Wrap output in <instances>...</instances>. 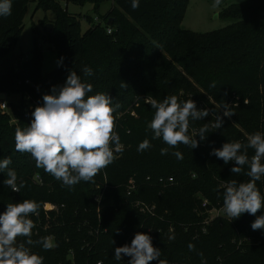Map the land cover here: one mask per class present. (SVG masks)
<instances>
[{"label":"trees","instance_id":"1","mask_svg":"<svg viewBox=\"0 0 264 264\" xmlns=\"http://www.w3.org/2000/svg\"><path fill=\"white\" fill-rule=\"evenodd\" d=\"M27 1L12 0L11 16L0 18V92L5 98L15 96L14 100L5 99L6 109L0 110V160L11 157L9 168L16 171L17 183L26 185L13 192L3 183L7 170L0 171V213L7 204L25 199L40 205H63L57 213L41 207L39 216L29 217L36 225L32 239L50 235L57 245L49 251L34 245L31 251L43 256L44 264H95L97 260L128 264L130 257L113 258L114 249L130 245L134 235L143 232L152 237L153 246L161 250L160 258L167 264H264V230H252L255 216L245 213L230 221L206 215L207 210L223 205V186L228 181L250 179L245 175L247 166L241 174H232L235 162L225 165L209 155L212 148L226 142L246 144L250 134H264V0L227 5L221 13L234 21L203 33L180 27L187 0H140L137 10L132 9L130 0H109L97 22L88 13L69 12L66 5L61 7L54 0H37L35 8L53 13L52 20H39L41 26L47 21L53 25L50 32L42 34L57 58V65L48 72L41 71L36 47L24 60L10 54ZM66 1L79 9L90 2L96 12L106 0ZM80 17L87 22L83 31ZM108 18L110 24H106ZM107 27L110 33H106ZM31 32L35 38L36 26H31ZM85 66L92 68L94 75L85 76ZM70 70L92 85L87 95L108 94L113 105H121L114 113L115 131L124 151L95 177V183L65 188L37 168L29 153L15 150L14 135L17 127L30 125L31 113L43 105V95L51 94L52 86L63 85ZM213 82L215 87H210ZM172 95L178 102L192 99L198 110L210 111L202 120H190L189 136L205 124L209 133L204 141L195 137L199 141L195 149L180 145L162 156L160 149L167 145L152 139L153 133L147 130L154 110L145 97L162 101ZM225 102L235 112L230 118L223 117ZM218 115L224 123L217 129ZM145 138L152 147L140 153L137 147ZM176 150L183 153V160L171 155ZM247 154L251 157L254 150L248 149ZM34 174L40 182L32 179ZM129 178L134 189L127 194ZM256 184L264 195V177ZM95 195L100 198L98 204ZM135 200L153 205L152 214L138 212L132 205ZM202 200H206L204 208L200 207ZM97 214L98 228L105 231L93 240L88 230L97 228ZM261 214L264 210L258 211L257 215ZM172 235L174 240L169 239ZM189 243L195 245L194 251H189Z\"/></svg>","mask_w":264,"mask_h":264},{"label":"clouds","instance_id":"2","mask_svg":"<svg viewBox=\"0 0 264 264\" xmlns=\"http://www.w3.org/2000/svg\"><path fill=\"white\" fill-rule=\"evenodd\" d=\"M130 3L133 10L140 7V0H130ZM221 3L222 0H213L211 6L217 8ZM11 14L12 0H0V18ZM62 61L63 57L58 64ZM82 71L85 76L94 75L93 69L88 66ZM121 86L127 87L124 82ZM210 87H215V82ZM91 91L92 85L82 82L77 72L70 70L63 85L52 86L51 94L43 95V105L35 107L31 113L30 125L15 130V150L29 153L37 168L60 181L65 188H73L80 182L95 183V177L124 151V145L115 131L114 113L121 105H113L108 94L87 95ZM145 103L154 110L147 130L153 133L152 139H161L167 145L160 149L162 156L169 155L170 149H178L180 145L191 150L197 148V135L200 141L206 140L209 133L207 124L193 130L192 136L188 134L190 120H202L210 114L208 109L198 110L194 100L178 102V97L172 95L158 101L147 96ZM222 109L223 117L230 118L235 114L226 102ZM223 123L222 116L218 115L214 126L218 129ZM151 147L150 140L145 138L138 144L137 151L143 153ZM248 149L254 150L251 157L247 154ZM171 155L183 160V153L179 150L171 152ZM209 155L223 160L225 165L234 161L236 166L230 169L232 174H241L247 166L245 175L250 178L248 182L238 183L233 179L223 186L222 211L230 221L245 213L253 215L256 218L251 223L252 230H264V214L257 215L258 211L264 210V195L256 184L264 177V163L261 162L264 160V134H250L246 144L226 142L220 148H212ZM11 162V157L0 160V171L7 170V179L3 183L13 192H20L26 185L23 181L17 183L16 171L9 168ZM40 209L38 202L25 199L7 204L6 210L0 213V264H44V257L31 251V246L40 245L44 251H49L57 245L51 237L32 239V230L36 225L29 217L39 216ZM169 239L174 240L175 236H169ZM188 249L194 251L195 245L189 243ZM124 256L130 257L128 264H150L154 260L167 264L160 258L161 250L153 246L152 237L143 232H137L130 245L114 249L113 258L116 261H121Z\"/></svg>","mask_w":264,"mask_h":264},{"label":"rangeland","instance_id":"3","mask_svg":"<svg viewBox=\"0 0 264 264\" xmlns=\"http://www.w3.org/2000/svg\"><path fill=\"white\" fill-rule=\"evenodd\" d=\"M37 0H28L25 5L24 14L22 17V27L15 38L10 54L19 57H28L30 51L33 48H37L41 54V71L48 72L57 65V58L51 45L42 36V26L39 24V20L45 18L52 20L53 13L50 10H42L41 8H35ZM62 7L66 5V9L69 12L77 13L80 11L79 7L66 0H54ZM245 0H222L219 7L213 8V0H187L183 15L180 21V27L182 29L189 30L195 33H203L218 30L234 20L230 17L223 16L221 11L224 7L232 3H240ZM109 7V0H106L99 4L96 12L88 11L87 13L93 18L102 15ZM48 22V21H47ZM80 29L83 31L87 27V22L80 17L79 18ZM34 25L38 29V34L33 38L31 32V26ZM24 60V58H22ZM15 96L6 97L7 101L14 100ZM223 205H218L206 212L207 217H212L218 213L226 217L222 211Z\"/></svg>","mask_w":264,"mask_h":264},{"label":"built area","instance_id":"4","mask_svg":"<svg viewBox=\"0 0 264 264\" xmlns=\"http://www.w3.org/2000/svg\"><path fill=\"white\" fill-rule=\"evenodd\" d=\"M93 21H98L97 17H94L93 18ZM106 33H110V28H106L105 29ZM22 58H26L25 56L23 57H19V59L21 60ZM25 83H28V80H24ZM2 93V92H0ZM3 94V97L0 98V110L1 111H4L6 109V98H5V94ZM34 181L36 182H40V178L37 174H34L33 175V178H32ZM171 179L168 178V181H170ZM159 181H161V179H159ZM134 189V182H133V179L129 178L127 180V185H126V193L128 194L131 190ZM93 200L96 202V204L99 203V196L98 195H95L93 197ZM132 205L137 209L138 212L142 213V214H152V211H153V205H148L146 203H144L143 201H139V200H135L132 202ZM206 205V200H202V202L200 203V207H205ZM42 209L45 210V211H51V212H54V213H57L58 212V209L59 208H63V205L60 204V205H56L52 202H43L42 205H41ZM212 209V208H211ZM211 209H209L208 211H210ZM214 210V209H212ZM96 212H98V210L96 209ZM216 215H219L218 213H216ZM214 215V216H216ZM219 216H223V215H219ZM96 222H97V228L96 229H89L88 230V234L93 238V240H96L99 233L100 232H103L105 231L104 228H102L101 230L98 228V224H99V215L97 214L96 215ZM83 224H85V221H83ZM45 237H51L50 235H46ZM87 245V244H86ZM89 246V245H88ZM71 255V250L68 251V256ZM95 264H101V261L97 260L95 262Z\"/></svg>","mask_w":264,"mask_h":264},{"label":"water","instance_id":"5","mask_svg":"<svg viewBox=\"0 0 264 264\" xmlns=\"http://www.w3.org/2000/svg\"><path fill=\"white\" fill-rule=\"evenodd\" d=\"M92 7H93V4L92 3H90V2H85L82 6H81V8H80V11H79V13H80V15L81 16H84L88 11H91L92 10ZM110 18H108L107 19V21H106V24H110ZM52 23L51 22H45L43 25H42V31L43 32H46V33H48V32H50L51 30H52ZM3 97V94L2 93H0V98H2Z\"/></svg>","mask_w":264,"mask_h":264}]
</instances>
